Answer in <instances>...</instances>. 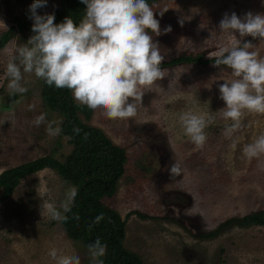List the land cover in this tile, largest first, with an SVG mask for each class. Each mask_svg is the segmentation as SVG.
I'll use <instances>...</instances> for the list:
<instances>
[{"label": "rangeland", "instance_id": "1", "mask_svg": "<svg viewBox=\"0 0 264 264\" xmlns=\"http://www.w3.org/2000/svg\"><path fill=\"white\" fill-rule=\"evenodd\" d=\"M34 0H0V36L11 28V39L0 51V174L38 157L50 155L64 161L73 150L69 136L51 137L46 123L33 121L41 113L57 120L41 92L43 84L25 74L28 91L9 96L6 65L16 49L28 41L30 31L20 30L19 21L30 22ZM160 21L155 36L163 62L184 53H206L204 57L239 38L219 31L225 13L264 14V0H148ZM62 0H47L40 15L52 14ZM167 8L163 16L160 10ZM184 20L183 25L179 22ZM171 26V31L164 30ZM27 37V38H28ZM252 51L264 57V43L251 36ZM167 70L158 88L146 93L136 119L111 120L98 113L79 118L104 130L128 155L126 172L114 195L105 204L126 220L125 247L141 255L145 264H264V226L230 227L213 239L199 234L218 228L225 220L264 211V156L248 160L243 147L264 134V115L249 114L243 127L231 138L224 131L232 122L220 110L219 84L231 78V70L214 63H183ZM73 98V96H72ZM74 100V99H73ZM77 103V102H76ZM35 105L30 111L29 105ZM185 112L215 117L205 133L202 148L194 145L179 119ZM235 141V147H233ZM181 171L171 175L173 163ZM70 187L56 171L46 168L22 180L8 201L0 200V264H56L51 249L66 255L78 254L81 264H90L88 251L70 239L62 224L42 215L44 200L58 208ZM47 191L42 200L38 195ZM140 212L146 217H140Z\"/></svg>", "mask_w": 264, "mask_h": 264}, {"label": "clouds", "instance_id": "2", "mask_svg": "<svg viewBox=\"0 0 264 264\" xmlns=\"http://www.w3.org/2000/svg\"><path fill=\"white\" fill-rule=\"evenodd\" d=\"M86 5L83 17L77 23L66 17L55 23L54 14L40 15L37 10L46 7L47 0H34L30 5L32 35L26 44L19 46L6 65L9 96L23 95L28 91L25 74L34 75L49 87L70 90L75 102L86 106L111 120L127 121L139 115L146 93L158 88L167 70L161 65L165 56L160 51L155 36L161 35L160 21L148 0H81ZM168 9L160 10V15ZM183 25L184 20L179 21ZM219 31L239 38L209 54L214 66H226L231 78L219 84L220 98L226 107L220 110L224 120L232 123L224 131L231 138L243 127L249 114L264 115V57L252 51L253 43L245 40L251 36L264 43V14L246 12L242 17L236 12L225 13L219 22ZM171 31V26L164 30ZM35 105H29V110ZM185 134L192 143L202 148L207 140L205 129L215 117L193 112L179 117ZM33 123L39 127L46 123V132L55 137L62 131L55 119L47 114L36 116ZM74 131L79 134V128ZM88 134L85 133L84 139ZM235 147V141H233ZM248 160L264 156V134L243 147ZM181 171L179 162L172 164L171 175ZM78 190L70 187L59 208L44 200L42 215L65 222ZM43 200L47 191L38 193ZM79 220L80 217H74ZM103 215L97 216L99 223ZM106 244L97 238L87 246L90 264H104ZM49 256L56 264H81L78 254L66 255L53 248Z\"/></svg>", "mask_w": 264, "mask_h": 264}, {"label": "trees", "instance_id": "3", "mask_svg": "<svg viewBox=\"0 0 264 264\" xmlns=\"http://www.w3.org/2000/svg\"><path fill=\"white\" fill-rule=\"evenodd\" d=\"M85 10L86 5L81 0H62V6L52 14L55 15L57 24L63 22L66 17H71L78 23ZM18 23L20 30H28L30 36L34 35L32 23L25 21ZM13 29L0 36V51L5 49L10 41ZM27 37L21 39L28 40ZM204 54L206 53L197 55L184 53L163 62L161 67L183 63L202 65L214 63V60L204 57ZM41 82L43 84L41 96L52 111H59L64 117L62 133L69 136L73 150L65 156L64 161L46 155L6 169L0 174V200L11 199L24 178L50 168L78 190L71 211L65 213L68 220L60 222L67 236L79 242L87 251V246L99 238L107 246L106 255L101 258L104 264H145L141 255L125 247L126 220L116 209L105 204V198L114 195L119 181L126 172L128 160L126 148L113 142L101 128L85 123L79 118V114L83 113L87 119H90L93 112L86 106L76 103L70 90L49 87L44 81ZM75 128L81 130L79 134L74 131ZM85 133L88 134L86 140ZM134 213L142 218L146 217L140 212ZM76 215L80 217L79 220L74 218ZM100 215H103V219L96 223V217ZM251 226H264L263 210L242 217L229 218L215 230L199 234V238L213 239L220 236L227 228Z\"/></svg>", "mask_w": 264, "mask_h": 264}]
</instances>
